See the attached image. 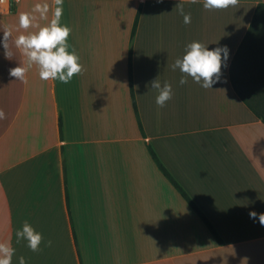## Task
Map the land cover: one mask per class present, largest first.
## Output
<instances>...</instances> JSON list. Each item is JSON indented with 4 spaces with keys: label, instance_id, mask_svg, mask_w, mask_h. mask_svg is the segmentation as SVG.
I'll use <instances>...</instances> for the list:
<instances>
[{
    "label": "crops",
    "instance_id": "1",
    "mask_svg": "<svg viewBox=\"0 0 264 264\" xmlns=\"http://www.w3.org/2000/svg\"><path fill=\"white\" fill-rule=\"evenodd\" d=\"M9 1L0 41L36 3H49L51 19L52 0ZM259 3L64 0L61 23L86 69L68 84L41 80L35 66L27 85L11 77L23 57L13 46L5 58L0 43V242L15 249L12 264H264V43L233 67ZM193 41L229 49L212 89L181 85L171 68ZM157 78L173 89L164 107ZM24 221L43 236L39 252L16 242Z\"/></svg>",
    "mask_w": 264,
    "mask_h": 264
},
{
    "label": "clouds",
    "instance_id": "2",
    "mask_svg": "<svg viewBox=\"0 0 264 264\" xmlns=\"http://www.w3.org/2000/svg\"><path fill=\"white\" fill-rule=\"evenodd\" d=\"M162 2V0H157ZM198 0H190L196 4ZM239 0H203L206 10H223L238 5ZM64 0H52V16L49 20L50 5L47 2L36 3L31 11L22 12L19 15L18 25H5L3 38L0 43L4 48L7 59L13 58L12 47L19 51L23 60L17 67L9 69V75L27 85V74L35 66L38 69L39 78L43 81H59L68 84L75 75L81 74L86 69L82 65L81 58L74 47L68 43L72 28L62 24ZM178 12L183 16L185 24L191 23V13H185L183 3L177 4ZM41 21H47L41 24ZM31 29V31H30ZM23 30V32H20ZM14 32H20L13 37ZM71 49V50H70ZM223 53V58H222ZM227 46L216 47L209 50L201 42L193 41L185 48L182 58L176 59L171 65L173 71L177 68L183 74L179 83H187V77L201 84L204 89H212L217 82H221L222 63L228 59ZM226 66V64H225ZM202 82V83H201ZM226 82V81H223ZM151 87L158 92L156 104L164 107L173 95L172 85L165 82L161 86L159 79L151 81ZM6 118L3 109H0V120ZM250 217H257L256 212H250ZM259 222L264 226V213L259 214ZM27 241V246L32 252H39L43 236L28 222L24 221L22 230L16 231V242ZM52 241H47L46 246L51 247ZM15 249L9 241L0 242V264H12ZM19 264H26L25 258H19Z\"/></svg>",
    "mask_w": 264,
    "mask_h": 264
},
{
    "label": "trees",
    "instance_id": "3",
    "mask_svg": "<svg viewBox=\"0 0 264 264\" xmlns=\"http://www.w3.org/2000/svg\"><path fill=\"white\" fill-rule=\"evenodd\" d=\"M258 35H259V40H256L255 38ZM255 42H259V44L260 43H264V3H259L256 6V9L254 11V15H253L252 21L250 23V26H249V28L247 30V33H246L245 37L243 38L241 44L239 45V47H238V49H237V51H236V53H235V55L233 57V67H234V64L236 63V61L238 60V56H240L244 52L246 54L247 48H249L251 45L253 46V43H255ZM259 47H261V45H259ZM259 68L261 69L259 71V74H260L261 71H262V65H259ZM129 83H130V91H131V95H132L133 106H134V108H136L135 100H134V96H133V91H132V85H131V62H130V58H129ZM59 126H60V129H61V123H60ZM149 150H150V153H151L152 157L156 161L158 167L163 172V174L169 178V180L177 188V190L181 193V195L187 200V202L192 206V208L199 214V216L207 224V226L209 227L211 232L218 239H220L218 234H217V232L213 228L212 224L207 220L205 215H203L201 210L191 200V198L187 195V193L184 191V189L174 180V178L170 175V173L165 169V167L161 164V162L156 157V155L153 152V150L151 148H149Z\"/></svg>",
    "mask_w": 264,
    "mask_h": 264
},
{
    "label": "built area",
    "instance_id": "4",
    "mask_svg": "<svg viewBox=\"0 0 264 264\" xmlns=\"http://www.w3.org/2000/svg\"><path fill=\"white\" fill-rule=\"evenodd\" d=\"M2 5H5L6 6L5 10H8L10 9V6L12 5V3H10L9 0H0V13L4 11V9L2 8Z\"/></svg>",
    "mask_w": 264,
    "mask_h": 264
}]
</instances>
